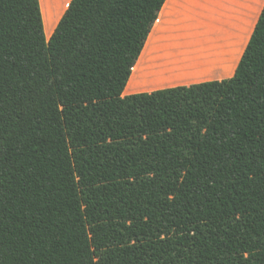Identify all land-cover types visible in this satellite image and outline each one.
I'll list each match as a JSON object with an SVG mask.
<instances>
[{
    "label": "trees",
    "instance_id": "1",
    "mask_svg": "<svg viewBox=\"0 0 264 264\" xmlns=\"http://www.w3.org/2000/svg\"><path fill=\"white\" fill-rule=\"evenodd\" d=\"M164 2L0 0V264H264V4L231 78L121 97Z\"/></svg>",
    "mask_w": 264,
    "mask_h": 264
},
{
    "label": "crops",
    "instance_id": "2",
    "mask_svg": "<svg viewBox=\"0 0 264 264\" xmlns=\"http://www.w3.org/2000/svg\"><path fill=\"white\" fill-rule=\"evenodd\" d=\"M173 2L175 5L173 4L169 8H173L177 12L166 15L159 27H195L193 16H191L194 0H173ZM163 6L158 13L157 19ZM241 14L245 15L244 24L231 27H244L245 24L247 27L252 16L256 15V0H251L250 3L243 2ZM255 23L256 18L254 25ZM226 27H229V25ZM227 42L224 37H216L199 43L178 42L174 47L166 51L152 54L143 65L141 72L136 77H132L128 87L126 85L121 97L231 78L248 41L236 60H233V47L228 46ZM157 85L159 86L157 89H146L149 86ZM131 90H134V92H130Z\"/></svg>",
    "mask_w": 264,
    "mask_h": 264
},
{
    "label": "rangeland",
    "instance_id": "3",
    "mask_svg": "<svg viewBox=\"0 0 264 264\" xmlns=\"http://www.w3.org/2000/svg\"><path fill=\"white\" fill-rule=\"evenodd\" d=\"M69 1L40 0L46 39L51 35L57 22L66 10ZM194 2L191 16H193L195 27H159L166 15L177 12L175 9L169 8L174 4L173 0H166L132 72L130 81L132 77H136L141 72L143 65L152 54L166 51L174 47L178 42L199 43L216 37H224L228 41V46L233 47V60H236L248 41L255 18L257 21L264 4V0H256V15L252 16L247 27L246 24L245 26L243 25L244 27H231L233 25L239 26L240 24H244L245 15L241 14V6L243 2L250 3L251 0H194ZM227 25L229 27H226ZM157 88H159L158 85L149 86L146 89ZM130 92H134V90Z\"/></svg>",
    "mask_w": 264,
    "mask_h": 264
}]
</instances>
